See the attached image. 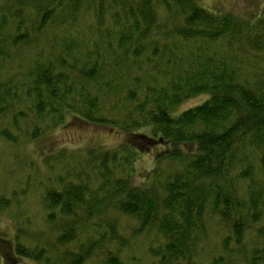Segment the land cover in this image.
I'll return each mask as SVG.
<instances>
[{
    "label": "trees",
    "instance_id": "16d2710c",
    "mask_svg": "<svg viewBox=\"0 0 264 264\" xmlns=\"http://www.w3.org/2000/svg\"><path fill=\"white\" fill-rule=\"evenodd\" d=\"M69 115L131 143L60 153L42 197L50 226L20 227L11 264H264V18L196 0H6L0 144L20 148ZM148 127L170 149L142 189L129 166ZM12 198L0 193V211Z\"/></svg>",
    "mask_w": 264,
    "mask_h": 264
},
{
    "label": "rangeland",
    "instance_id": "374dc122",
    "mask_svg": "<svg viewBox=\"0 0 264 264\" xmlns=\"http://www.w3.org/2000/svg\"><path fill=\"white\" fill-rule=\"evenodd\" d=\"M5 1L0 0V5ZM196 1L214 13H227L248 21L264 18V0ZM207 98L208 95L205 93L190 98L173 109V115H178ZM139 131L149 137L138 138L143 144L140 149L136 150L134 148L136 145L132 144L133 150L137 153L130 161V183L133 187L147 189L152 185V171L158 163V156L168 151L170 145L162 141L156 142L158 140L156 136L153 137L151 127ZM130 135L118 129L90 124L77 116L69 115L65 124L46 132L36 140L22 141L20 148L11 149L10 146L0 144V193L13 197L10 207L0 211L1 264H11L10 258L15 253L14 240L20 227H23L22 231L27 230L31 235H35L38 230L44 232L50 226L45 217L42 197L46 188L56 186L52 178H55V174L60 173L63 167H60V153L67 152L65 155L69 160L74 154L72 161H77L78 151L86 154L88 148L113 149L131 143ZM180 147L186 152H194L196 149L194 144H182ZM49 167L53 168L52 172ZM106 216H111L108 211ZM19 222L22 223L21 226ZM22 238L31 242L29 237ZM142 247L145 248L144 245ZM17 261L24 264H39L28 258H16L15 262Z\"/></svg>",
    "mask_w": 264,
    "mask_h": 264
},
{
    "label": "bare ground",
    "instance_id": "6f19581e",
    "mask_svg": "<svg viewBox=\"0 0 264 264\" xmlns=\"http://www.w3.org/2000/svg\"><path fill=\"white\" fill-rule=\"evenodd\" d=\"M127 73V72H126Z\"/></svg>",
    "mask_w": 264,
    "mask_h": 264
}]
</instances>
